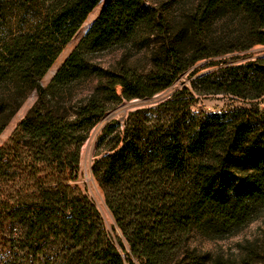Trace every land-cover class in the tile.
<instances>
[{
	"label": "trees",
	"instance_id": "1",
	"mask_svg": "<svg viewBox=\"0 0 264 264\" xmlns=\"http://www.w3.org/2000/svg\"><path fill=\"white\" fill-rule=\"evenodd\" d=\"M98 1L10 0L0 6L14 10L13 20L24 25L0 36V131L29 91L34 89L37 94L12 135L0 146V235L10 226L19 231L17 236H11L12 245H8L15 250L14 260L4 264H26L28 260L43 264L44 252L58 239L67 241L62 244L70 247L68 253L88 243L92 258L120 263L109 242L102 243L98 234L91 240L96 230L95 206L61 179L66 171L63 156L67 155L69 141L74 140L76 128H81L82 138L105 114L108 105L120 98L116 85L121 86V98L126 100L150 96L203 57L216 56V63L228 65L220 67L226 69L215 83V92L244 97L237 66L230 65L233 57L228 60L222 56L255 43L264 44V0H195L185 9L171 8L168 0H108L50 83L42 86L41 76ZM23 11L28 14L25 21L20 18ZM227 15H232L237 25L234 29L238 34L233 30L235 35L231 37L222 26L217 27ZM212 23L219 31L214 36L203 34L202 27ZM244 36L252 38L246 41ZM127 44L147 52L150 61L146 68L128 62L123 52L107 66L96 60L97 53L123 49ZM167 68L172 71L167 72ZM246 69L253 73L248 82L251 98H260L264 104V54L248 60ZM84 81L90 83L88 92L70 102L71 87ZM234 112L233 116L245 115L246 108L239 107ZM254 114L258 115V125L249 134L231 124L233 120L222 121L220 165L229 172L234 162L230 153L235 150L233 145L239 144L245 151L239 153L243 170L233 188L264 201V109L256 106ZM247 142L251 144L245 146ZM201 144L199 131L183 145L165 144L161 149L163 166L169 170L182 168L186 157L195 156ZM105 158L103 181L112 189L105 196L107 207L132 252L145 264H159L160 254L152 240L157 223L153 218L142 221L130 212L123 213L124 204L130 203L129 182L118 186L123 179L120 171L133 172L137 167L131 166L142 163L138 143L126 134L122 144ZM196 171L198 174L189 179L192 191L199 194L190 204V215L194 217L207 205L210 195L224 189V181L229 180L228 176L211 178L198 168ZM221 196L222 193L218 195ZM139 204L145 211H149V205L155 206L149 196L140 198ZM150 212L151 215L153 209Z\"/></svg>",
	"mask_w": 264,
	"mask_h": 264
},
{
	"label": "rangeland",
	"instance_id": "2",
	"mask_svg": "<svg viewBox=\"0 0 264 264\" xmlns=\"http://www.w3.org/2000/svg\"><path fill=\"white\" fill-rule=\"evenodd\" d=\"M106 1L108 0H99L87 13L70 40L41 76L42 86L46 87L50 83L57 68L87 31ZM168 1L171 3V8L185 9L195 0ZM5 2L0 3V6ZM14 13L15 11L9 7L0 8V36L14 31L18 26H24L13 20ZM173 13L176 14L177 11ZM20 18L22 21L27 20L28 14L23 11ZM218 26L229 32L230 37L235 35L233 30L237 25L232 15L221 18ZM217 27L212 23L208 28L203 26L201 30L203 34L214 36L219 31ZM235 33L238 34V31L235 30ZM244 37L246 41L252 38ZM122 52L127 55V61L136 64L137 68H146L149 64L150 58L147 52L130 44L123 49L99 52L96 54V60L107 66ZM263 54L264 44L255 43L251 47L228 52L222 56L227 57L228 60L233 57L230 65L237 66L236 73L240 74L241 78L239 88L244 97L215 92L213 89L215 83L221 79L226 69L220 67L226 63H216L218 62L215 61L218 59L216 56L203 57L190 63L177 77L172 78L166 88L150 96L126 100L121 98V86L116 85L115 92L120 98L108 105L105 114L82 138L81 128H76L74 140L69 141L67 155L63 156L66 171L61 179L64 185L86 196L95 206L96 230L91 240L98 234L102 243L109 242L120 257L118 264H145L142 257L132 252L121 228L116 224L105 203L106 193L112 191L103 181L107 162L105 155L118 148L126 134L132 136L138 143L142 163L131 166V168L137 167L133 171H137L136 175L128 169L119 173L123 179L119 181L118 186L123 181L129 182L127 194L130 203L126 206L124 204L123 213L130 212V215H135V218H141L142 221H147L149 218L155 220L157 225L152 240L155 244L153 247L160 254L159 264H264V201L245 193L244 190L235 191L233 188L243 170L239 158L241 154H245L243 153L245 151H241L239 144L233 145L235 150L230 154L233 155L234 162L226 173L220 165L221 151L218 146L222 141L219 133L223 120H233L231 124L237 125L247 134L258 125L255 120L258 115L254 114V108L257 106L264 109V104L260 98H251L253 92L248 82L253 73L252 70L246 69V62ZM167 69V72L172 71ZM89 84L88 81H84L71 87L70 102L86 94ZM173 93L176 96L172 97ZM36 98V91L30 90L0 131V146L12 135ZM165 100L170 103H165ZM239 107L246 108L245 115L233 116L232 114ZM196 131L201 134L202 144L195 152V156H187L180 169L169 170L163 166L162 147L165 144L175 145L176 142L183 145L194 137ZM76 143L78 145L75 146ZM247 143L245 146L251 144ZM196 167L211 178L228 176L229 180L224 181L226 184L224 189H218L210 195L207 205L199 211L197 217H194L190 215V204L199 197V194L192 191L189 179L198 174ZM141 179L143 181L139 182ZM221 193L223 196L218 197ZM145 196H149L155 204L154 207L148 206L149 211H145L139 204V199ZM230 208L233 209L224 213ZM18 233V229L10 226L4 235H0V264L14 260L12 253L15 250L12 251L8 245H12L11 238ZM56 241L57 244L49 245L44 252L43 264L49 262L116 264L111 259L92 258L91 249L87 248L90 246L88 243L68 253L70 247L62 244L67 241L63 239ZM26 264H37V261L28 260Z\"/></svg>",
	"mask_w": 264,
	"mask_h": 264
}]
</instances>
